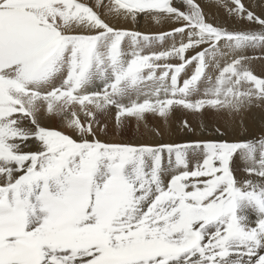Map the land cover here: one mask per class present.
Returning a JSON list of instances; mask_svg holds the SVG:
<instances>
[{"label":"snow or ice","instance_id":"obj_1","mask_svg":"<svg viewBox=\"0 0 264 264\" xmlns=\"http://www.w3.org/2000/svg\"><path fill=\"white\" fill-rule=\"evenodd\" d=\"M215 2L256 27L211 22L197 0H0V264H264V136L98 138L113 112L117 130L135 120L161 136L148 116L264 105L258 58L243 54L264 48V11ZM140 14L180 26L142 34L106 19Z\"/></svg>","mask_w":264,"mask_h":264},{"label":"bare ground","instance_id":"obj_2","mask_svg":"<svg viewBox=\"0 0 264 264\" xmlns=\"http://www.w3.org/2000/svg\"><path fill=\"white\" fill-rule=\"evenodd\" d=\"M197 2L200 4L206 17L211 22L223 23L230 30H250L256 27L247 24V22H233L226 16L224 9L216 4L215 0H197ZM88 3L94 5L95 0H88ZM105 3H107V0H105ZM244 3L258 15L264 11V0H244ZM106 19L107 22L116 28L140 32L142 34H158L180 26L166 21L158 24L144 14L138 15L135 21L131 18L124 20L106 17ZM170 44L171 41L168 42L167 46H170ZM243 54L258 58L253 60L251 67L254 74L264 76V48L247 49ZM172 62L176 63L178 61ZM184 120L188 121L191 130L182 127V121ZM105 122L107 123L108 134L104 135L98 133V138L103 142L109 143L158 145L167 143L185 144L192 141L220 139L227 142H235L238 140L260 138L261 136H264V105L259 107L254 106L241 114L232 117L223 113L217 115L210 111H206L203 116H198L177 110L173 119L167 125L159 119L148 116L147 124L149 128H159L162 132L161 136L154 135L152 132L147 131L143 126L137 128L135 120L129 121L125 128L117 130L115 126L114 112L112 117ZM45 126L74 136V133L63 127L62 122L56 118L46 122ZM216 128H219L224 133L222 137L218 136L215 131ZM24 150L36 151L38 150V145L35 142H30ZM234 167L236 168L237 177H242L244 173L242 171V164L239 157L235 158ZM249 218L250 220H254V214L249 213Z\"/></svg>","mask_w":264,"mask_h":264},{"label":"rangeland","instance_id":"obj_3","mask_svg":"<svg viewBox=\"0 0 264 264\" xmlns=\"http://www.w3.org/2000/svg\"><path fill=\"white\" fill-rule=\"evenodd\" d=\"M263 56H264V54H263Z\"/></svg>","mask_w":264,"mask_h":264}]
</instances>
